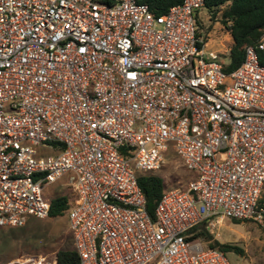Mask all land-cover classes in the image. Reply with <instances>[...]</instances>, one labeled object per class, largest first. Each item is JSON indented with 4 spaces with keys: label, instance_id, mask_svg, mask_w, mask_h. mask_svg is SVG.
I'll list each match as a JSON object with an SVG mask.
<instances>
[{
    "label": "built area",
    "instance_id": "obj_1",
    "mask_svg": "<svg viewBox=\"0 0 264 264\" xmlns=\"http://www.w3.org/2000/svg\"><path fill=\"white\" fill-rule=\"evenodd\" d=\"M203 8L0 0V226L49 217L63 181L78 264H230L192 229L264 223V34L226 72ZM173 154L194 176L164 185L153 219L138 177Z\"/></svg>",
    "mask_w": 264,
    "mask_h": 264
},
{
    "label": "rangeland",
    "instance_id": "obj_2",
    "mask_svg": "<svg viewBox=\"0 0 264 264\" xmlns=\"http://www.w3.org/2000/svg\"><path fill=\"white\" fill-rule=\"evenodd\" d=\"M222 6L215 17L206 8L200 11L199 33L207 41V49L217 51L224 63L228 62L233 39L222 21ZM156 173L164 178L166 187H184L193 178L181 161L170 155L163 167ZM49 199L58 195L72 198L69 186L58 181L45 190ZM264 199V189L262 192ZM209 230L222 243L237 245L242 251L226 252L230 264H264V223L246 220L234 223L224 217ZM63 248H74L73 235L69 228L67 214L58 217H31L23 226H0V264H10L17 258L39 254L48 257L56 256Z\"/></svg>",
    "mask_w": 264,
    "mask_h": 264
},
{
    "label": "trees",
    "instance_id": "obj_3",
    "mask_svg": "<svg viewBox=\"0 0 264 264\" xmlns=\"http://www.w3.org/2000/svg\"><path fill=\"white\" fill-rule=\"evenodd\" d=\"M110 2V0H100ZM148 4L150 9L160 15L166 13L169 8L183 0H140ZM226 5L222 13V21L227 31L232 36L233 43L230 47L228 62L224 63V71L231 72L236 69L244 59L245 46L256 43L264 34V0H205V8L217 15L218 10ZM261 63L264 64V51L260 53ZM139 185L146 197V208L150 216L155 218V210L161 200L164 190V178L156 173H142L138 177ZM260 205L264 206L263 197ZM70 207V197L68 195H58L51 199L50 217L63 216ZM234 223H241V219L233 218ZM191 238L200 237L205 240L210 247L219 248L225 253L235 250L240 253L242 250L230 243H222L214 237L207 223L204 221L192 229ZM57 260L60 264H78L80 257L75 248H63L56 252Z\"/></svg>",
    "mask_w": 264,
    "mask_h": 264
}]
</instances>
